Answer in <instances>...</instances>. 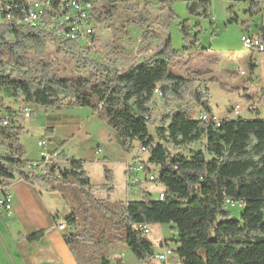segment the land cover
Segmentation results:
<instances>
[{
	"label": "trees",
	"instance_id": "trees-1",
	"mask_svg": "<svg viewBox=\"0 0 264 264\" xmlns=\"http://www.w3.org/2000/svg\"><path fill=\"white\" fill-rule=\"evenodd\" d=\"M244 1L249 15L264 13V0ZM185 3L188 18L211 19L210 0ZM173 4L174 0L159 1L158 11L167 13L169 23L174 20ZM93 6L96 27L112 23L113 55L126 54L124 45L131 43L126 27L147 24L138 10L140 5L115 0L99 7L93 0ZM147 8L148 4L142 5V10ZM178 28L182 49L173 50L168 36L153 56L119 72L114 62L88 59L89 46L97 41V35L88 45L58 40L39 30L0 27V119L7 115L10 121L0 136V193L15 180L49 191H56L54 184L59 181L75 186L80 192L78 206L64 219L63 239L77 264H124L121 259L112 263L108 258V247L117 244L137 262L151 264L153 245L137 225H171L177 233V248L172 251L179 264H264V119H245L240 112L215 119L209 108L207 83L169 71L173 62L199 45L198 23L191 26L186 19ZM257 35L264 44V26L258 28ZM152 38V32L146 29L139 52L152 49ZM49 46L56 55L90 75H58L48 58ZM254 68L250 59L249 72ZM194 74L199 77L206 73ZM5 98L22 99L25 106L45 110L87 108L114 131L117 143L128 154L135 144L145 148L153 145L146 166L155 168L154 182L162 186L164 199H152L140 190L139 201L120 203L115 211L109 206L113 175L107 168L103 169L104 183L92 186L82 161L67 160L62 154L49 164L25 160L19 142L22 128L14 124L26 108L14 111L4 105ZM186 98L190 103L180 104ZM156 100L170 108L158 121L152 120ZM170 103H175L174 108ZM201 113L206 121L198 119ZM156 122L153 138L149 125ZM200 143L202 149L190 150L188 155L178 153L181 148ZM34 162L39 165L27 170ZM60 162H66L67 167L61 168ZM93 191L104 193L105 198H95ZM227 199L242 205L240 220L231 219ZM42 235L38 232L26 240L35 242ZM199 250L203 258L197 256Z\"/></svg>",
	"mask_w": 264,
	"mask_h": 264
},
{
	"label": "crops",
	"instance_id": "crops-1",
	"mask_svg": "<svg viewBox=\"0 0 264 264\" xmlns=\"http://www.w3.org/2000/svg\"><path fill=\"white\" fill-rule=\"evenodd\" d=\"M247 8V1L226 7V16L222 23L226 21L240 23L242 35L257 34L258 28L264 26V13L249 15L246 12ZM228 15L231 16L230 19H228ZM213 19H215L214 16ZM194 21V23L201 25L197 20ZM214 22V20L210 21L211 25H214ZM255 53L246 51L242 54L238 52L236 56H227L223 51H211L210 48L203 49L200 53L196 52L195 54L200 56L214 55L217 57V60L214 61L215 64L209 61V67L202 72L206 74L200 77V81L207 83L209 80L215 79L220 82V76L227 85H232L233 89L248 91V82L253 81L251 77L253 71L249 72L248 62L250 59H254ZM254 65L256 67V64ZM239 69L243 74L235 79L233 71ZM199 71L195 67L190 70L193 74ZM245 72L247 75L243 77ZM206 87L208 89V84ZM28 106H25V111H28ZM235 106L241 109L240 112L242 111L241 105ZM231 108L226 109L223 116L218 119H224L226 112ZM246 110L257 112L253 108ZM28 112L30 116L27 119L31 123H27V125L23 123L22 129L29 130L35 126L42 129L43 136L37 140V143L43 139L47 141L45 150L51 159L55 158L57 154H62L67 160L82 161L92 186H99L104 183L103 169L107 168L113 175V194L110 195V201L112 195L116 193L119 183L125 198V201L121 203L141 199L138 189L127 186L126 172L133 158V152L129 154L124 152L116 141L114 131L101 122L89 109L74 107L45 110L42 107L33 106V109ZM19 141L22 142L21 138ZM22 144L25 152H27L24 142ZM26 160L38 161L39 157H31ZM59 165L61 168L67 167L66 162H60ZM92 173L99 175V184L92 182ZM7 189L11 195L12 210L11 214L8 215L0 208V264H77L64 242L63 234L65 231L57 229V226L63 223L67 214L71 212L69 208L62 207L64 200L61 195L57 194L56 191L33 187L23 180L13 181ZM144 191L149 194L147 190L144 189ZM162 191L163 188L158 191V194ZM229 213L231 215V212ZM162 227H167L171 231L168 237L160 234L158 251L160 252L162 247L175 250L177 244L174 241L177 233L171 225H152L148 227V230L150 228L148 235L153 229L159 230ZM38 232H43L39 240L35 242L26 240V237ZM149 240L152 243L151 239ZM109 247L107 255L112 263L118 259H121L124 264L140 263L134 260L124 246L111 245ZM151 264L159 263L152 260ZM167 264H179L175 254L171 256Z\"/></svg>",
	"mask_w": 264,
	"mask_h": 264
},
{
	"label": "rangeland",
	"instance_id": "rangeland-1",
	"mask_svg": "<svg viewBox=\"0 0 264 264\" xmlns=\"http://www.w3.org/2000/svg\"><path fill=\"white\" fill-rule=\"evenodd\" d=\"M97 6H102L103 4L115 1V0H96ZM128 1L131 4L138 3L139 11H141L143 17L146 19L147 24L144 27H135L130 29L126 27V32L130 33L131 43L124 45L127 53L117 55H113V35L112 30L109 26L112 24L111 22L102 25V27H97L95 31V35H97V41L93 43L90 47V54L88 55V59L94 62H105V63H113L117 69V71L122 72L126 70L130 65L141 63L148 57L153 56L162 46L166 38L169 36L170 38V45L173 50H180L184 46L182 41L181 33L178 28V24L181 21L186 19L189 20L191 26L195 24L192 18H188L186 15V3L185 0H174L173 4V12H174V20H171L170 23L167 20V13L160 12L159 10V1L161 0H124ZM211 7H210V20H197L200 22V33L197 35V39L199 41V45L196 48L191 49V54H187L184 58L175 61L172 63L169 71L175 75H179L185 78H197L198 82L200 81V77L190 72V70L195 67L196 69L200 70L199 72L202 73L207 67H209L210 62L217 60V57L214 55H204L200 56L195 54L202 52L201 49H208L210 48L211 51H223L224 54L227 56L245 53V50L242 47L240 42V38L242 35V28L240 23H230L226 21L222 23L223 19L226 16V7L230 5H236L237 3H242L244 0H210ZM148 4L149 8L147 10H142V5ZM264 15V14H263ZM213 16L215 19H213ZM231 16L228 15V19ZM215 21L214 25H211L210 21ZM146 29L152 32L153 38L151 40L152 49L143 53L139 52V47L141 45V38L146 31ZM253 29V28H252ZM243 36V35H242ZM117 53L119 51H116ZM193 53V54H192ZM48 58L54 64L55 69L58 72V75L74 78V77H88L90 72H83L79 66L75 65L73 62L65 60L62 55H56L54 53V49L52 46L48 48ZM210 61V62H209ZM253 63L256 64V67L251 74L253 81L250 83L248 82V91H242L232 88V85H227L223 78L219 76L217 72V76H219V81H208V94H209V108L211 110L212 116L215 118H221L226 109L231 108L226 113L230 112L235 105H241L242 111L240 112L239 108V115L245 119H255L261 118L264 119V54L255 53ZM215 64V63H214ZM240 71V72H239ZM234 72V78L236 79L238 76H241L242 71L239 69L238 71ZM247 73H244L245 77ZM222 86V87H221ZM245 96H248L249 99H246ZM156 99H158L156 97ZM4 105L12 107L14 111H19L18 109H24L25 104L22 99H9L5 98ZM182 103H190L188 98H186ZM28 106V105H27ZM175 103H170V107L174 108ZM234 106V107H233ZM36 107V106H34ZM253 108L257 111V114H253V112L247 111V108ZM33 109V106H28L27 110ZM170 110L169 107H165L161 101H155L152 106V120H159L162 115L168 113ZM25 111V110H24ZM238 113V112H237ZM36 114V113H35ZM198 113L195 114V118ZM202 117L204 118V114L202 113ZM25 119L23 112L19 113V117L16 118L14 126H20L21 128L27 123H31L30 120L27 118ZM33 121V120H32ZM24 123V124H23ZM38 125V124H36ZM157 126V122L155 124L149 125V132L155 138V128ZM42 129L40 127L35 126L33 129H21L19 133V138H21L22 142H24L26 146L27 152H25V160L33 157H39V149L37 147V140L41 136H43ZM20 142V141H19ZM22 142H20L21 146L23 147ZM139 144H135L134 150L139 149ZM203 144H195L189 148H181L179 149L178 153L183 155H188L190 150H197L202 149ZM24 149V147H23ZM133 155H134V151ZM147 154H143L141 157L146 161ZM92 182L94 184H99L98 174L92 173ZM136 178L140 181L139 184L135 186L137 191L140 190H147L152 198H157L158 191L162 189V186L156 182H146L145 175L143 172L137 173ZM56 187L57 194L61 195L64 201H62L63 208H69L70 210H76L78 206V201L80 197L79 190L70 183H64L59 181L54 184ZM141 188V189H139ZM97 195H94L97 199H104L105 194L96 191ZM123 189L118 184L116 189V193L112 195L111 201L109 206L111 209L117 211L120 207V203L125 201ZM131 198V197H130ZM133 200V199H131ZM229 212H231V219L232 220H240V215L242 213V205L234 204L229 205L226 208ZM62 210V209H60ZM69 214H67L68 216ZM150 231V228H149ZM170 229L167 227H162L158 229H153L151 233L146 235L147 238L151 239L153 245V251H158V240L160 239V234H164V236L168 237L170 233ZM121 246L120 244H117ZM110 248V247H109ZM108 248V249H109ZM108 251V250H107ZM159 252V251H158ZM199 258H203V253L199 250L197 253ZM176 257V256H175ZM141 264V263H139Z\"/></svg>",
	"mask_w": 264,
	"mask_h": 264
},
{
	"label": "built area",
	"instance_id": "built-area-1",
	"mask_svg": "<svg viewBox=\"0 0 264 264\" xmlns=\"http://www.w3.org/2000/svg\"><path fill=\"white\" fill-rule=\"evenodd\" d=\"M95 12L93 0H0V27L27 28L42 31L58 40L89 44L92 36L95 35ZM242 47L247 51L264 52V44L257 35H243L240 38ZM240 72V71H239ZM155 94L160 97V92L155 90ZM239 110L235 106L231 112L225 114L229 118ZM29 112L25 111L24 116L29 117ZM198 119L202 120V113ZM206 121V120H202ZM218 127V122L215 123ZM9 127V119L2 117L0 119V136L4 128ZM46 141L42 140L37 143L39 149V160L42 164L49 162V156L45 150ZM140 147L131 160L127 168V183L135 186L140 181L136 174L143 172L146 182H154L157 178L155 168L146 166V161L141 157L148 153L152 148ZM39 165L34 162L27 166L31 170ZM97 195L96 192H91ZM159 200L164 199L162 193L158 194ZM226 205H234L235 202L227 199ZM0 208L8 215L11 214L12 203L11 195L7 188H3L0 193ZM136 228L143 234H148V227L137 225ZM59 231L64 230V224L57 226ZM173 255V251L168 247H163L160 252L155 253L152 260L159 264H167Z\"/></svg>",
	"mask_w": 264,
	"mask_h": 264
},
{
	"label": "bare ground",
	"instance_id": "bare-ground-1",
	"mask_svg": "<svg viewBox=\"0 0 264 264\" xmlns=\"http://www.w3.org/2000/svg\"><path fill=\"white\" fill-rule=\"evenodd\" d=\"M96 29H97V27H96ZM96 29H95V31H96ZM246 35H249V34H246ZM252 35H257V34H252ZM258 36V35H257ZM259 37V36H258ZM89 45V44H88ZM248 52H256V51H248ZM256 53H264V52H256ZM158 97V96H157ZM231 112V111H230ZM238 112H239V110H238ZM30 116V115H29ZM233 116V115H232ZM3 117H7L8 119H9V117L7 116V115H5V116H3ZM25 117V116H24ZM26 118V117H25ZM204 118H205V116H204ZM203 117H202V119H204ZM9 125H10V121H9ZM43 140H45V139H43ZM42 141V140H41ZM46 141V140H45ZM39 142V141H38ZM47 142V141H46ZM141 147V146H140ZM139 147V148H140ZM138 150H135L134 151V155H135V153L137 152ZM147 154V153H146ZM134 155H133V157H134ZM49 156V155H48ZM39 159H40V157H39ZM49 162L48 163H46V164H49L52 160H54V158L53 159H51V157L49 156ZM146 162H147V160H146ZM156 174V173H155ZM156 176H157V174H156ZM139 184V183H138ZM127 186L128 187H132V188H135V186H132V185H130V184H127ZM92 195V194H91ZM65 230V229H64ZM64 230H62V231H64ZM148 232H149V230H148Z\"/></svg>",
	"mask_w": 264,
	"mask_h": 264
}]
</instances>
